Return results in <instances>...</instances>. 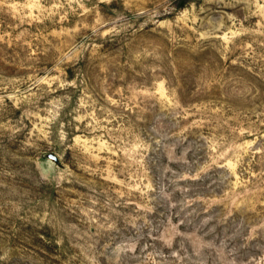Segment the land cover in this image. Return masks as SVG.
<instances>
[{
    "label": "rangeland",
    "instance_id": "obj_1",
    "mask_svg": "<svg viewBox=\"0 0 264 264\" xmlns=\"http://www.w3.org/2000/svg\"><path fill=\"white\" fill-rule=\"evenodd\" d=\"M0 264H264V0H0Z\"/></svg>",
    "mask_w": 264,
    "mask_h": 264
}]
</instances>
